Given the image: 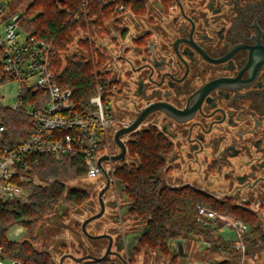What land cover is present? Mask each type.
Wrapping results in <instances>:
<instances>
[{"label":"flooded vegetation","instance_id":"af4514ba","mask_svg":"<svg viewBox=\"0 0 264 264\" xmlns=\"http://www.w3.org/2000/svg\"><path fill=\"white\" fill-rule=\"evenodd\" d=\"M138 1L145 12L133 13L108 51L115 88L109 105L113 116H127L118 129L153 106L160 109H151L122 138L123 159L104 162L111 179L105 212L86 226L90 235L103 237L92 239L82 230L101 210L100 191L97 201L85 205L98 211L82 222L83 237L75 251L62 255V264H264V0ZM148 130L168 146L156 176L159 194L200 193L255 215L261 232L255 254L247 247L239 251L219 232L226 223L242 222L231 215L211 220L209 234L167 222L166 237H148L150 218L134 214L126 185L114 176L124 165L139 164L129 156L128 143L132 134ZM112 146L116 151L107 156L120 153L114 137Z\"/></svg>","mask_w":264,"mask_h":264},{"label":"trees","instance_id":"16d2710c","mask_svg":"<svg viewBox=\"0 0 264 264\" xmlns=\"http://www.w3.org/2000/svg\"><path fill=\"white\" fill-rule=\"evenodd\" d=\"M6 1L11 14H16L26 7L20 22L26 33L43 42L53 43L55 48L61 51L62 56L54 65L55 82L62 89L71 90L77 111L81 114L93 111L95 107L91 104V99L96 96L97 85H104L108 91L113 88L114 83L107 82L110 76L108 71L100 72L108 62V53L90 38L95 34L103 36L106 33L105 24L113 18H118L115 13L117 7L122 6L124 12L141 15L145 12L143 3L138 0H114L106 4L101 0H32L28 4L26 0ZM84 2L87 4L82 7ZM76 15H80V18L76 19ZM2 73L0 56V79ZM2 83L4 81H0V85ZM48 100L47 92L41 90H27L23 99L26 105H32L37 110L45 108ZM0 113L8 127L5 135L0 137V145L22 144L34 132L32 121L25 115L7 109ZM131 138L128 143L129 156L136 158L139 164L124 165L117 169L114 176L126 185V194L135 204L134 214L143 219L150 218L148 237H166L167 222H174L182 231L209 234V225L213 222L204 223L200 219L198 206L202 205L219 215H231L248 224L249 230L244 235V242L249 254L257 252L261 232L255 215L233 205L226 206L200 193L160 195L156 176L164 165L162 154L167 151V144L158 136L156 130L136 132ZM28 161L31 162V168L27 174L37 180L35 184H31L33 194L29 202L23 204L16 200L0 199V248L5 249L1 257L16 264H52V254L44 248L38 249L34 243V230L38 222L62 202L82 207L90 201L89 192L67 190L64 182L73 175L78 178L87 177L88 169L81 155L56 157L41 154L29 158ZM18 226L27 229L31 238L23 241L9 239L8 232ZM69 248L67 244L62 246L65 253H69ZM83 264L113 263L103 260Z\"/></svg>","mask_w":264,"mask_h":264},{"label":"built area","instance_id":"2783aa9c","mask_svg":"<svg viewBox=\"0 0 264 264\" xmlns=\"http://www.w3.org/2000/svg\"><path fill=\"white\" fill-rule=\"evenodd\" d=\"M101 1L105 4L109 2ZM86 4L84 2L82 7ZM22 12L23 9L11 14L8 5L0 1V56L3 64L0 81L14 80L18 83L15 104L5 106L0 101V112L7 109L25 115L32 121L34 132L22 144L0 145V199L26 204L33 194L31 184L37 182L27 174L31 168L28 159L36 155H81L88 169L86 178L103 176L99 160L109 154V132L115 124L109 104L115 88L113 86L106 91L104 85L98 84L96 96L91 99L95 109L85 114L79 113L71 90L62 89L55 82L54 65L62 56L61 51L53 43L43 42L25 32L20 23ZM115 13L118 16L123 14V7H117ZM78 18L80 15H76ZM23 34L25 39L22 38ZM90 39L96 43L94 37ZM100 72L107 71L101 69ZM107 82L112 83L110 77ZM27 90L47 92L49 100L45 108L37 110L32 105H26L23 99ZM0 98L4 96L0 95ZM7 128L0 113V137L5 135ZM103 167L106 169L104 163ZM199 216L205 223L217 219L219 215L200 207ZM223 227L234 233L232 242L239 251L244 252V235L249 230L248 226L233 221ZM4 252L5 249L0 248V264H16L2 258Z\"/></svg>","mask_w":264,"mask_h":264},{"label":"rangeland","instance_id":"374dc122","mask_svg":"<svg viewBox=\"0 0 264 264\" xmlns=\"http://www.w3.org/2000/svg\"><path fill=\"white\" fill-rule=\"evenodd\" d=\"M32 0H26V4L30 3ZM4 3L8 5V2L5 0ZM26 7H23L22 9L25 10ZM125 14V13H123ZM123 14H120L121 21L123 22V25L121 27H117L115 23H120L119 21H111L106 25V33L102 36L95 34L94 38L98 46H100L102 49L105 47H110L112 45H115V40H113L112 43H109L110 35L116 34L117 35L121 32V29H123L124 26L128 23V18L123 17ZM119 17V16H118ZM126 18V19H125ZM115 19V18H114ZM110 21V20H109ZM120 29V30H119ZM109 33V34H108ZM22 38L25 39V34L22 35ZM101 42V43H100ZM106 49V48H105ZM110 50V49H109ZM109 50H103L104 52H107ZM85 56H87L86 51L83 52ZM82 53V54H83ZM109 57V53L107 54ZM110 64V58L108 59L107 64L102 69L105 71L110 70L109 67ZM17 91H18V83L14 80L12 81H5L0 85V95L4 96V98H0V101L5 106H12L15 104L16 97H17ZM113 97V96H112ZM113 99V98H112ZM114 118L118 119L119 121H116V124H114L109 132V138H110V148L109 152L114 150L112 146V140L114 137L115 131L124 125V123L127 122V116L124 117H116L114 115ZM128 139V137L124 138V140ZM129 162H131L129 160ZM108 168V167H107ZM110 169H108L109 171ZM65 185L67 190H84L89 192L91 195L92 201H97L99 192L104 188V179L102 180L101 176H97L93 179H88L86 177L84 178H78L74 175L71 176V178L66 179ZM112 193H108L107 197L108 200L112 199ZM98 211V208L96 211L91 212L88 207L82 206V207H74L69 203L62 202L61 204L57 205L50 214L43 217L37 227L34 230L33 233V241L38 247V249H45L51 252L53 256V260L55 263H58L62 255L65 253L64 249H62L63 244H67L70 246V251H75L76 247H78V239L83 237V234L81 233L80 226L82 222L92 215V213H95ZM110 213V210H109ZM108 217V216H107ZM103 220H107L104 219ZM223 224L222 221H219L218 219V225L221 226ZM78 225V227H77ZM96 229V228H93ZM27 230V229H26ZM220 233L224 235V237L228 240L234 239V233L232 231H229L226 228H221ZM48 234V235H46ZM8 236L14 240H25L30 239L31 235L29 234V231H25L23 227H15L12 230L8 232ZM45 237H49L48 240H45ZM75 249V250H74ZM66 264H73V261L67 260ZM75 264V263H74ZM251 264H253L251 262Z\"/></svg>","mask_w":264,"mask_h":264},{"label":"water","instance_id":"95a60500","mask_svg":"<svg viewBox=\"0 0 264 264\" xmlns=\"http://www.w3.org/2000/svg\"><path fill=\"white\" fill-rule=\"evenodd\" d=\"M151 109H160L159 108V105H156V106H153L151 107ZM151 109L149 108L146 112L140 114L138 116V118L132 123L130 124L129 126L127 127H123V128H120L116 131L115 135H114V141H115V144L119 147L120 149V153L115 155V156H103L100 158L99 160V166H100V169L102 171V174L103 176L105 177L106 179V184L104 186V188L101 190L100 194H99V202H100V205H101V210L99 213L95 214L94 216L88 218L87 220L84 221L83 225H82V230L84 232V234L89 237V238H101L103 236H92L90 235L88 232H87V229H86V226L89 222L93 221V220H96V219H99L100 217L103 216L104 212H105V204H104V201H103V195L104 193L108 190V188L110 187L111 185V179L109 177V174L108 172L105 170V168L103 167V163L104 162H108V161H113V162H116V161H120L121 159H123L125 156H126V152H127V148H126V144L125 142L122 140V138L126 135H129L131 134L132 132H134L140 125L141 123L145 120V117L150 113L152 112ZM116 185L118 186L119 188V185H120V182L117 181L116 182ZM109 237V236H108ZM110 240H112L111 237H109ZM112 243V242H111ZM110 253V246L108 248V251L106 253V255H108ZM69 258L73 259L74 261L76 262H80L82 259H78L76 257H74L73 255H69L68 256ZM65 257L61 258V264L62 262L64 261Z\"/></svg>","mask_w":264,"mask_h":264},{"label":"crops","instance_id":"0c3cea01","mask_svg":"<svg viewBox=\"0 0 264 264\" xmlns=\"http://www.w3.org/2000/svg\"><path fill=\"white\" fill-rule=\"evenodd\" d=\"M107 1H109V2H111V1H114V0H107ZM103 3H105V2H103ZM125 14H123V17H125V15H126V18H128L129 20H130V18H132L133 17V13L132 12H130V11H126V12H124ZM121 17H122V15L121 16H119L118 18H113V19H111L110 21H108L106 24H105V26L109 23V22H111V21H121L122 19H121ZM125 18V19H126ZM123 22L124 21H122V22H120V23H115L116 25H117V27H121L122 25H123ZM107 30V29H106ZM109 34V33H108ZM116 36H118L117 35V33L116 34H111L110 35V39H109V43H112L113 42V40H115L116 39ZM126 42V40H124L123 41V43H125ZM101 43V42H100ZM126 44V43H125ZM106 45H104V49L103 50H112V49H114L115 48V46H116V43H115V45H112V46H110V47H105ZM99 48H101L100 46H98ZM106 48V49H105ZM224 228H226V227H224ZM25 229V228H24ZM227 229V228H226ZM25 231L27 232V230L25 229ZM46 235H48V234H46ZM49 238V237H48ZM48 238L47 237H45V240H48ZM9 239H11L12 241H21V240H14V239H12V238H10L9 237ZM51 253V252H50ZM62 258V257H61Z\"/></svg>","mask_w":264,"mask_h":264}]
</instances>
